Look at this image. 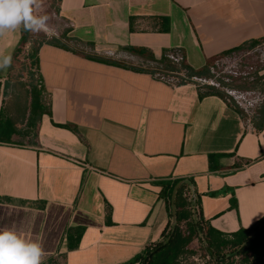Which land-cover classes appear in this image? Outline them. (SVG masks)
Returning a JSON list of instances; mask_svg holds the SVG:
<instances>
[{
  "label": "crops",
  "instance_id": "crops-1",
  "mask_svg": "<svg viewBox=\"0 0 264 264\" xmlns=\"http://www.w3.org/2000/svg\"><path fill=\"white\" fill-rule=\"evenodd\" d=\"M58 13L38 52L43 112L30 123L31 99L22 129L4 104L23 25L0 35V230L40 242L42 264H125L171 221L163 179L193 181L206 228L257 224L264 101L249 120L152 70L175 47L198 70L263 40L264 0H60Z\"/></svg>",
  "mask_w": 264,
  "mask_h": 264
},
{
  "label": "trees",
  "instance_id": "trees-1",
  "mask_svg": "<svg viewBox=\"0 0 264 264\" xmlns=\"http://www.w3.org/2000/svg\"><path fill=\"white\" fill-rule=\"evenodd\" d=\"M23 30V37L21 45L19 46L17 53L23 47L24 44L31 41L30 32ZM44 40L33 46L28 59L30 60V69L32 70L38 66V52L39 48L46 43ZM259 41H254L250 47L258 44ZM215 61V60H214ZM210 61L209 65L203 69H195L190 65L183 62L180 66L173 65L164 56L161 62L162 67H158L159 70L167 73H180L182 70H186L185 77H181V81L178 85L193 83V77L211 79V66L214 62ZM34 72V71H33ZM31 72V77L34 79L35 73ZM153 73H156L152 70ZM199 88L209 89L210 92H215L221 95L225 94L219 91L214 85H199ZM40 89L38 86L33 87L32 91V103H31V115L30 123L32 124L35 113L43 112V104L39 103L40 100ZM8 136L7 139L11 140L14 133L17 132L12 122H8ZM0 138H2L0 134ZM180 184L175 196L173 203V194L175 187ZM162 191L160 197L165 199L169 207L171 221L167 225L163 232L162 239L151 245H148L145 250L137 255L132 260L125 264H196L191 261V257L198 254L192 248V244L196 239H200L205 246L206 251L215 263L224 264L229 262L232 255H225L223 250L227 248L238 249V254L242 255L240 261L237 263L241 264H264V217H262L257 224L249 229H241L234 233H223L212 227L206 228V223L202 218L200 212L195 217L193 206L198 203V199L190 200L189 197L185 196L184 193L191 185L193 181L188 179H163L160 181ZM175 211V217L173 214ZM232 263H235L232 261ZM46 264H55L54 259L49 260Z\"/></svg>",
  "mask_w": 264,
  "mask_h": 264
},
{
  "label": "rangeland",
  "instance_id": "rangeland-1",
  "mask_svg": "<svg viewBox=\"0 0 264 264\" xmlns=\"http://www.w3.org/2000/svg\"><path fill=\"white\" fill-rule=\"evenodd\" d=\"M59 4L60 0H44L43 11L34 10V14L49 16L48 25L55 30L58 26L61 27L64 25L58 13ZM30 38V48L28 51L24 52L21 48L19 54L15 55L14 64L9 73L10 79L5 87L7 99L4 105L5 111H7L6 114L11 120H14L20 125L21 129L27 118L26 113L30 109L33 87L38 85L35 82V80H38V71L34 67H32L35 69L34 72L30 69L31 62L28 59V54L33 46L37 47L40 42L49 39L44 32H30ZM210 70L213 75V80L217 84H220L215 87L224 94L226 93L224 88L238 91L258 90L264 94V47L232 55L224 61H221L218 66H213ZM154 71L157 73L163 72L158 67H155ZM31 72L36 74L34 79L31 77ZM195 214V217H197V211H195ZM192 248L198 252L196 256L190 258L192 262L196 264H218L213 261L212 256L208 254L204 243L200 239L194 241ZM238 251L236 248L223 250L222 253L225 255H232L229 262L224 264H241L237 263L242 258V255L238 254ZM232 261L235 263H232Z\"/></svg>",
  "mask_w": 264,
  "mask_h": 264
},
{
  "label": "clouds",
  "instance_id": "clouds-1",
  "mask_svg": "<svg viewBox=\"0 0 264 264\" xmlns=\"http://www.w3.org/2000/svg\"><path fill=\"white\" fill-rule=\"evenodd\" d=\"M43 7L44 0H0V35L23 25L25 31L44 32L51 38L56 33L48 25L49 16L34 14ZM11 64V55L0 52V69ZM44 255L40 242L26 239L14 229L0 230V264H42Z\"/></svg>",
  "mask_w": 264,
  "mask_h": 264
},
{
  "label": "built area",
  "instance_id": "built-area-1",
  "mask_svg": "<svg viewBox=\"0 0 264 264\" xmlns=\"http://www.w3.org/2000/svg\"><path fill=\"white\" fill-rule=\"evenodd\" d=\"M30 42H27L26 44L23 45L22 49L23 51H28L30 48ZM259 47H264V39L259 41L257 45L249 48H245L238 51H233L230 52L228 55L224 57H220L214 61L213 66H218L221 61H224L225 59L231 57L232 55H236L237 53H244L245 51H250L251 49H257ZM167 60H169L173 65L180 66L184 62V53L180 47H175L170 49L169 51L166 52L164 55ZM211 66V68L213 67ZM163 73V74H161ZM157 73L158 76L167 82L173 84V85H178L181 81V77H185L186 70H182L180 73H167L161 72ZM193 83L199 85H214V86H219L220 84H217L213 78L211 79H206V78H199V77H193L192 78ZM225 93V99L226 101L235 109L240 110L243 115L251 120V118L256 114L258 108L264 101V94H262L260 91H248V90H231L230 88H224ZM185 196L189 197L190 200H195L196 194L194 192L193 186H189L188 189L184 193ZM193 209L197 211V214L199 215V210L196 205L193 206ZM55 264H61V260L59 257H56L54 259Z\"/></svg>",
  "mask_w": 264,
  "mask_h": 264
},
{
  "label": "water",
  "instance_id": "water-1",
  "mask_svg": "<svg viewBox=\"0 0 264 264\" xmlns=\"http://www.w3.org/2000/svg\"><path fill=\"white\" fill-rule=\"evenodd\" d=\"M179 187H180V184L175 187L174 194H173V203H174V200H175L176 192H177ZM173 214H174V217H175V211H173Z\"/></svg>",
  "mask_w": 264,
  "mask_h": 264
}]
</instances>
